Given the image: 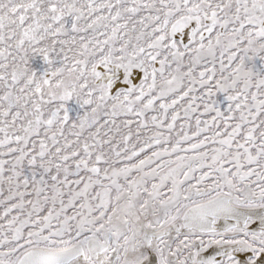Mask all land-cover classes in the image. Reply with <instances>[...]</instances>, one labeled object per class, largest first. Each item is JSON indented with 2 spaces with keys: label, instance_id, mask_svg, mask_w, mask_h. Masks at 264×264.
Instances as JSON below:
<instances>
[{
  "label": "snow or ice",
  "instance_id": "snow-or-ice-1",
  "mask_svg": "<svg viewBox=\"0 0 264 264\" xmlns=\"http://www.w3.org/2000/svg\"><path fill=\"white\" fill-rule=\"evenodd\" d=\"M0 264H264V0H0Z\"/></svg>",
  "mask_w": 264,
  "mask_h": 264
}]
</instances>
